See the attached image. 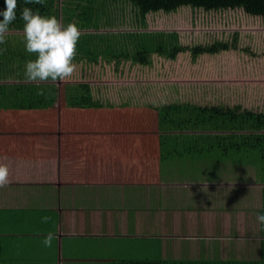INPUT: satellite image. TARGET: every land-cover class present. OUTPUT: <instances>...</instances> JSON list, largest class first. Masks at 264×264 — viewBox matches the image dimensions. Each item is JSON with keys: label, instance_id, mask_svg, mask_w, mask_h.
<instances>
[{"label": "crops", "instance_id": "obj_1", "mask_svg": "<svg viewBox=\"0 0 264 264\" xmlns=\"http://www.w3.org/2000/svg\"><path fill=\"white\" fill-rule=\"evenodd\" d=\"M126 6L125 13L117 11L116 21H123L124 13V22H128ZM71 16L75 17L74 13ZM124 22L117 24V30L109 26L108 31L90 30L89 34L111 41L114 35L141 33L138 22L133 21V26ZM125 42L129 45L130 37ZM86 43L89 45L90 38H85ZM0 49H6L0 53V162L7 163L11 172L10 183L0 188V264H117L141 260V235L157 239L162 259H201L197 248L189 249L192 258H178V252L181 245L202 240L221 243L220 258H215L239 260L242 255H252L255 248L250 251V247L257 239H264L263 225L257 221V214H264L263 186L246 181L250 180L248 176L232 178L234 181L226 184L193 181L190 175L196 171L204 177L208 169L189 160L181 165L175 161L166 168L159 160V135L150 136L156 147L153 153L158 156L154 165L149 169L141 166V114L146 117L145 126L151 122L146 116L148 108H141V88L108 92V86L100 87L95 81H90L91 85L87 80L93 71L97 75L96 66L109 63L108 59L93 56L89 45L79 50L74 61L79 72L72 78L79 79L77 82L37 84L24 78L25 62L36 57L26 51L23 32H9ZM9 68L12 74L7 72ZM4 77L21 82L1 79ZM110 94L113 101L109 105ZM202 97L210 99L208 91L202 92ZM39 99H45V108L38 106ZM99 101L105 105L96 103ZM204 102L196 104L208 103ZM124 108L127 113L121 114L119 123L112 124L110 115ZM156 114L153 112L150 118L155 119L158 129ZM131 127L137 133H129ZM117 130L128 135L116 134ZM115 140L117 149L112 145ZM129 155L134 161L126 162ZM141 168H145L142 173ZM163 168L167 177L162 176ZM212 171L218 173V169ZM227 171L243 173L242 167ZM147 172L152 173V182L142 177ZM209 190L216 191L218 197L212 200V204L217 203L212 208L206 198L194 200L195 195L205 196ZM151 192H164V201L159 194L160 202H152ZM173 197L178 201L173 202ZM169 204L167 213L163 206ZM45 216L52 220L43 223ZM49 231L57 237L51 248L42 243ZM245 239L252 241L248 244ZM168 244L171 258L166 257ZM257 245L259 256L261 246ZM228 246L231 248L226 251Z\"/></svg>", "mask_w": 264, "mask_h": 264}, {"label": "trees", "instance_id": "obj_2", "mask_svg": "<svg viewBox=\"0 0 264 264\" xmlns=\"http://www.w3.org/2000/svg\"><path fill=\"white\" fill-rule=\"evenodd\" d=\"M131 7L134 21L140 24L141 33L130 37V44L135 43L129 50L126 35H118L110 40L89 34L92 27L85 26L93 16L102 10L100 6L105 0H45V5L17 0L16 20L9 26V32H23L22 9L28 7L34 12L39 10L41 15L56 16L63 24L70 23L72 13L77 19V26L82 35L77 45L79 50H85L90 45V53L98 58L104 57L111 61L124 58L141 66H152V57L166 60H176L179 55L188 54L193 60L205 55L240 50L250 53V47H240L241 39L238 31L229 33L204 32L195 42L186 45L177 31L145 30L149 25V16L190 11L193 16L202 14V25L209 27L218 16L225 13H243V15L264 21V0H126ZM72 6V7H71ZM181 8H187L182 9ZM64 17H60L63 11ZM72 10V13H68ZM6 10L5 0H0V12ZM74 11V12H73ZM92 11V12H90ZM68 13V14H67ZM3 17L0 16V20ZM195 20L196 18L193 17ZM135 22H133L135 24ZM133 26V24H132ZM229 26V24H228ZM218 27H221L219 23ZM85 38H90L89 45L83 44ZM254 39L250 33L245 39ZM141 39V46L136 43ZM200 39L202 41H200ZM45 98V97H44ZM45 99H39L37 104L44 107ZM158 123L159 145L161 149L159 160L167 168L168 165L185 164V161L207 167L208 172L199 177L196 171L190 175L193 181L207 183H228L232 178L248 176L251 183L262 185V211L264 213V109L260 107L246 108L241 105L218 104H179L156 108ZM170 139V141H169ZM174 140V141H173ZM173 141V142H171ZM216 167V168H215ZM242 167V174H231L227 168ZM212 169H218L212 171ZM165 168L162 176L167 177ZM183 176V175H182ZM264 232V225H263ZM148 238L141 235V244ZM264 240V239H263ZM262 244V243H261ZM142 255V254H141ZM117 264H264V243L258 256L242 255L241 259H206L171 260L156 259L120 261Z\"/></svg>", "mask_w": 264, "mask_h": 264}, {"label": "rangeland", "instance_id": "obj_3", "mask_svg": "<svg viewBox=\"0 0 264 264\" xmlns=\"http://www.w3.org/2000/svg\"><path fill=\"white\" fill-rule=\"evenodd\" d=\"M126 3V0H105V3L100 6L102 10H99L89 22L85 21V26L92 27V31H108L109 26L112 27L113 31L117 30V24L124 22V6ZM126 7L128 12V22L125 21L124 25H132L134 21L133 11L131 10L129 4H127ZM119 9L120 11H124V13L121 14V16H123V21H116L120 12L119 11L117 13ZM182 9L187 8H181L179 11ZM66 11L67 9L63 11V17L66 15ZM201 16L202 14H197L195 17V15L193 16L190 11H180L178 13L176 12L171 14L160 12L158 15L154 16L151 14L149 16L148 28L145 31H177L182 37V42L186 45L193 44L195 39L200 37L204 32L229 33L238 31L241 39L240 47H250L251 52L245 53L240 50L230 51L212 56H201L196 60H193L188 54L179 55L176 60H166L154 55L152 57L153 64L151 67L133 65L136 63L132 62V64L128 61H125L126 59L124 58H115L107 63L111 65L100 62L99 67L97 65L95 68L97 75H95L93 71L89 78H87L88 82L95 81L94 84H99L100 87L108 86V92L110 91L109 89L113 91H133L134 88H141V108L143 110L144 107L148 108V111H146L147 113H145L147 119L149 122H151L147 125L148 127L145 126V121L143 120H145L146 117L143 113L141 114V142L143 143L144 141V143L141 145V153H138V155H141V166L145 168L149 166L147 169L154 165V159L158 157L156 153H153V150L156 147L152 143L153 140L150 138V136L154 137L158 135L156 121L155 119L150 118V115H152L153 112H156V107H158L157 105L166 106L173 105L175 103L176 105L196 104L203 103V101H205L210 104L225 103L228 105H243L245 107H260L264 109V21L249 18L243 15L241 12L238 14L225 13L218 16L215 22L211 23L212 25L206 27L205 25L201 24L203 23V20L206 21V16L203 18ZM193 17L196 19L194 20ZM71 22H75L77 24V19L72 17L70 23ZM219 23L221 24V27H218ZM94 27H102L103 29H94ZM105 27L107 28L104 29ZM248 33H250L254 39L251 38L250 41H248L249 39H245V35ZM200 41L202 40L200 39ZM136 43L138 46H141V39H137ZM135 46V43H129V50H133ZM12 67V69L17 68L15 66ZM7 72L12 74L10 68L7 69ZM77 72L79 71L77 70ZM13 78L17 80V83L21 82V80H18L15 77ZM1 79H5L6 81L12 83L15 81L5 77ZM78 80L79 79L72 78L66 83L69 84L73 81L77 82ZM0 84H3L2 80H0ZM91 85H93V83H91ZM206 91H208L210 99L203 100L202 92ZM120 95L122 96V92H120ZM174 95H176L178 98L176 99ZM112 99L113 96L110 94L109 105L111 101H113ZM96 103L103 104V106L105 105V102L103 103L99 101ZM128 105V103L125 104V106ZM96 112V118L99 119V112ZM125 112L127 113L126 108H124V110L120 113L119 111L117 112L114 110L110 115V121L112 124L116 125L119 123L121 114ZM131 123L134 125L133 122ZM130 130L131 132L129 133H137L136 129L132 127ZM115 133L128 135V133L122 132L121 130H117ZM131 135H129L127 138H129ZM116 144L117 143L115 140V142L112 143L115 149H117ZM108 148L110 149L109 145ZM119 149L123 153L128 154L121 148ZM133 158L134 157L129 155L127 161H125L131 162ZM145 168H141V173L144 172L143 170H145ZM146 174L147 176L144 177ZM141 175L143 178L147 179L146 181L152 180V173L147 172ZM200 176L201 175H199V177ZM155 181L156 180L153 182ZM193 188L195 190L198 189V187L194 185ZM159 194H161L160 200L163 202L164 199L162 197H164V192ZM159 194L157 192H151L150 198L152 202H160L157 197ZM216 195V191L209 190L205 196L204 194L195 195L194 200L199 199L203 201L206 198V204L208 205L209 203L207 201H209L212 208V206L217 205V203L212 204V200L218 198ZM171 200L173 202L175 200L178 201L174 197ZM169 206L170 204L163 206V209L167 213H169ZM142 214H144V210L141 207V215ZM150 220L153 222V215H150ZM146 234L149 233L146 232ZM248 240L245 239V241L250 244L252 239ZM256 241L257 243H260V246L264 243V240L262 239H257ZM178 243L180 245L182 244L181 241ZM239 243L241 245L240 249L242 251L244 243L243 241ZM254 243L250 247V251L251 248H255L252 255H257L258 245L257 243ZM206 244H209V246H206ZM189 246L185 244L179 247L180 250L178 252V258H192L194 255H190L188 252L189 249L195 251V248H197L195 251L196 253L201 250L200 253H198L199 258H220L222 247L221 243L217 240L191 242ZM230 248L231 246H228L225 248V250L228 251ZM169 249L170 245L168 244L167 258H171V256H169ZM159 251L160 248L157 244V239L155 238L148 239L146 242L141 244V257L145 259L158 260L161 259L160 257L164 258L163 255H160Z\"/></svg>", "mask_w": 264, "mask_h": 264}, {"label": "clouds", "instance_id": "obj_4", "mask_svg": "<svg viewBox=\"0 0 264 264\" xmlns=\"http://www.w3.org/2000/svg\"><path fill=\"white\" fill-rule=\"evenodd\" d=\"M26 4L45 5V0H25ZM6 10L0 12V44L6 43L9 26L16 20L17 0H5ZM23 35L26 51L34 54V60L25 62L24 78L30 83H55L71 79L77 72L74 62L77 56V45L82 35L75 22L63 24L56 16L41 15L25 7L22 9ZM6 49H0V53ZM40 94H43L42 92ZM10 167L0 162V188L10 183ZM51 217H42L43 223H49ZM257 221L264 225V214H257ZM53 231L47 232L42 243L51 248L56 239Z\"/></svg>", "mask_w": 264, "mask_h": 264}]
</instances>
